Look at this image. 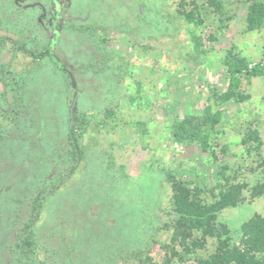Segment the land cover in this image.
Listing matches in <instances>:
<instances>
[{"label": "rangeland", "instance_id": "obj_1", "mask_svg": "<svg viewBox=\"0 0 264 264\" xmlns=\"http://www.w3.org/2000/svg\"><path fill=\"white\" fill-rule=\"evenodd\" d=\"M247 8L248 0H0V264H22L17 243L33 199L59 182L31 233L34 264H198L217 241L186 251L170 175L206 201L223 176L245 182L241 201L216 219L239 243L242 224L264 215V194L252 196L264 182V76L244 79L242 103L213 95L227 89L230 47L262 57L264 29L246 30ZM52 40L75 85L51 58L23 51ZM73 99L87 119L85 153L62 178ZM210 105L222 118L207 150L176 141L171 122Z\"/></svg>", "mask_w": 264, "mask_h": 264}, {"label": "trees", "instance_id": "obj_2", "mask_svg": "<svg viewBox=\"0 0 264 264\" xmlns=\"http://www.w3.org/2000/svg\"><path fill=\"white\" fill-rule=\"evenodd\" d=\"M219 9L222 5L219 2L212 1ZM184 16L189 22H201L194 12H184ZM228 19H230L228 17ZM246 30L253 31L264 29V1L248 0L246 14ZM58 28L60 21H57ZM55 25V24H54ZM55 26V31L58 28ZM197 45H202L199 41ZM53 40L42 49L23 48L25 54L33 61H39L45 57L51 58L56 65L64 72L69 81L75 85L74 73L69 64L58 56L53 50ZM223 66L228 77V86L224 92L215 91L213 97L220 103H226L230 100L242 103L250 95L245 93L243 87L244 79L264 76V47L262 57L253 61L236 51L235 46L230 47L223 60ZM72 100L73 108L69 119V128L67 132V153L72 161L71 168L66 175H72L78 168L81 160L84 158V147L81 140L87 127V119L84 114L79 113ZM112 113L111 110H107ZM222 118V112L214 111L212 105L204 109L203 114H186L181 119H175L171 122V131L173 137L179 142H197L202 151H206L209 145V132L217 126ZM259 140L256 132L250 134L249 139ZM246 141V140H245ZM261 143V141L259 140ZM263 167H264V161ZM264 173V168H263ZM225 177V183L219 182L218 186L210 189L211 201L201 198V188L191 187L188 182L176 179L174 175L169 176V182L172 189L173 211L178 216L177 225L181 230V235L187 244L184 247L187 252L193 249L204 248L208 237L216 238L217 244L215 250L207 257H198V264H264V215L257 213L242 226V236L239 243H231L227 235L228 228L222 225L216 226L217 214L224 208L236 206L242 199V192L246 187L245 182H235L230 177ZM234 179V178H233ZM61 180V179H60ZM60 182L53 184L51 188L41 190L37 193L31 204L28 220L23 226L21 235L17 243V255L22 264H34L35 259L31 258L34 254L33 241L31 233L36 225L43 207V200L47 193H54L59 188ZM214 189H218L215 193ZM264 194V182L257 184L252 190V196ZM199 232V235L193 240V233ZM227 235V236H226ZM34 262V263H33Z\"/></svg>", "mask_w": 264, "mask_h": 264}, {"label": "flooded vegetation", "instance_id": "obj_3", "mask_svg": "<svg viewBox=\"0 0 264 264\" xmlns=\"http://www.w3.org/2000/svg\"><path fill=\"white\" fill-rule=\"evenodd\" d=\"M58 6V5H57Z\"/></svg>", "mask_w": 264, "mask_h": 264}]
</instances>
